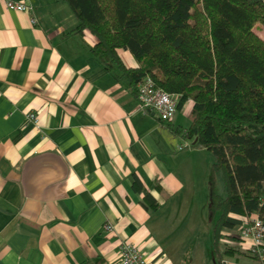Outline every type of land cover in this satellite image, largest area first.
I'll return each instance as SVG.
<instances>
[{"label": "crops", "instance_id": "0c3cea01", "mask_svg": "<svg viewBox=\"0 0 264 264\" xmlns=\"http://www.w3.org/2000/svg\"><path fill=\"white\" fill-rule=\"evenodd\" d=\"M27 3L0 0V264H120L122 239L151 264H217L210 246H194L210 229L211 157L176 131L191 101L168 122L138 107L127 75L89 52L92 35L71 31L64 0ZM118 55L136 66L127 49ZM241 224L221 242L239 246L229 235ZM240 249L222 264H261Z\"/></svg>", "mask_w": 264, "mask_h": 264}, {"label": "trees", "instance_id": "16d2710c", "mask_svg": "<svg viewBox=\"0 0 264 264\" xmlns=\"http://www.w3.org/2000/svg\"><path fill=\"white\" fill-rule=\"evenodd\" d=\"M64 1L76 18L71 31L87 30L89 52L105 69L127 75L135 95L148 75L155 86L180 94L177 108L191 101L188 125L176 131L211 157L212 257L222 264V253L242 252L221 240L252 213L264 225V0ZM258 25L263 37L253 30ZM120 48L136 66L123 65ZM142 203L157 205L148 192ZM261 247L263 259L251 254L264 262Z\"/></svg>", "mask_w": 264, "mask_h": 264}, {"label": "built area", "instance_id": "2783aa9c", "mask_svg": "<svg viewBox=\"0 0 264 264\" xmlns=\"http://www.w3.org/2000/svg\"><path fill=\"white\" fill-rule=\"evenodd\" d=\"M3 5L7 9L16 11H27L30 9V5L27 0H1ZM33 23L34 18H30ZM138 107L152 111L157 114L160 120H169L177 109V101L180 94L168 92L164 89L154 85L153 80L144 75L136 84L135 95ZM33 113L27 114V119H32ZM184 131H182V134ZM184 145H189V142L180 143L177 148H181ZM102 228L110 230L111 224L104 222ZM264 242V225L261 220L252 213L243 220L240 228V240L239 246L242 249L248 250L250 253H256L260 259H263L262 243ZM118 257L120 264H151L140 252L139 248L130 241L122 239L118 242ZM261 264L264 262L261 261Z\"/></svg>", "mask_w": 264, "mask_h": 264}, {"label": "rangeland", "instance_id": "374dc122", "mask_svg": "<svg viewBox=\"0 0 264 264\" xmlns=\"http://www.w3.org/2000/svg\"><path fill=\"white\" fill-rule=\"evenodd\" d=\"M214 181L215 184L217 186H220V178H219V174H215L214 175ZM208 225V224H207ZM208 227V226H207ZM177 234V231H176ZM203 238V233L200 234V238L196 240L194 246H200V250H202L205 247H209L210 246V229L209 227L207 228V237H206V242L202 239ZM185 247V248H184ZM192 249V242L190 241H185V244L183 246V251H191Z\"/></svg>", "mask_w": 264, "mask_h": 264}, {"label": "water", "instance_id": "95a60500", "mask_svg": "<svg viewBox=\"0 0 264 264\" xmlns=\"http://www.w3.org/2000/svg\"><path fill=\"white\" fill-rule=\"evenodd\" d=\"M195 139H193V141H194Z\"/></svg>", "mask_w": 264, "mask_h": 264}]
</instances>
